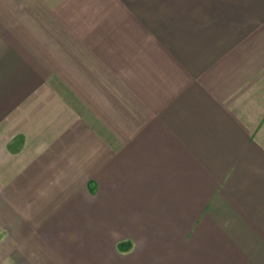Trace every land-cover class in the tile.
I'll return each mask as SVG.
<instances>
[{
    "label": "crops",
    "instance_id": "1",
    "mask_svg": "<svg viewBox=\"0 0 264 264\" xmlns=\"http://www.w3.org/2000/svg\"><path fill=\"white\" fill-rule=\"evenodd\" d=\"M0 264H264V0H0Z\"/></svg>",
    "mask_w": 264,
    "mask_h": 264
}]
</instances>
